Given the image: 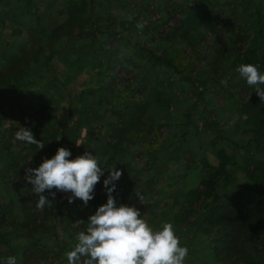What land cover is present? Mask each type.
Returning a JSON list of instances; mask_svg holds the SVG:
<instances>
[{"label": "rangeland", "instance_id": "obj_1", "mask_svg": "<svg viewBox=\"0 0 264 264\" xmlns=\"http://www.w3.org/2000/svg\"><path fill=\"white\" fill-rule=\"evenodd\" d=\"M79 3L83 39L65 27L67 8ZM200 7L209 24L185 23ZM260 15L264 0H0V264L8 256L17 264H67L64 253L86 227L74 223H87L107 203L103 181L113 167L122 172L117 206L136 207L153 228L172 223L189 249L186 264H217L195 228H180L182 195L202 191L208 164L225 162L230 181L213 194L256 208L249 174L264 141L248 143L246 102L256 94L236 68ZM20 127L45 147L15 139ZM61 147L70 159L92 152L105 174L87 206L46 190L51 204L40 210L25 169ZM198 216L189 212L181 224Z\"/></svg>", "mask_w": 264, "mask_h": 264}, {"label": "clouds", "instance_id": "obj_2", "mask_svg": "<svg viewBox=\"0 0 264 264\" xmlns=\"http://www.w3.org/2000/svg\"><path fill=\"white\" fill-rule=\"evenodd\" d=\"M142 28V24L137 25ZM239 77L249 87L255 88V94L264 103V73L253 64H241L236 68ZM15 139L43 149L45 145L34 138L30 129L20 127ZM77 145H79L77 143ZM72 153L59 148L51 159H44L38 168L25 169V181L31 185L32 193L38 196L36 207L43 210L51 204L43 195L47 190L53 197L56 192L71 193L68 202L76 199L87 206L94 199L95 186L105 174L98 158L90 151L70 159ZM103 181L107 191V203L100 206L94 215L74 223V226L86 224L76 235V243L64 253L67 264H186L189 249L181 245L172 223L165 222L159 228H153L134 206L120 204L115 197V181L122 172L113 167ZM111 185V187H109ZM55 189L56 191H52ZM136 196L143 203L144 197L135 189ZM5 264H17L15 256H8Z\"/></svg>", "mask_w": 264, "mask_h": 264}, {"label": "trees", "instance_id": "obj_3", "mask_svg": "<svg viewBox=\"0 0 264 264\" xmlns=\"http://www.w3.org/2000/svg\"><path fill=\"white\" fill-rule=\"evenodd\" d=\"M66 12L65 27L72 28L76 31L75 36L83 39L84 35L81 33L83 28L78 22L79 16L86 12L85 5L73 4L67 8ZM186 19L185 23L193 26L210 22L201 7L190 10ZM249 30L251 31L250 43L246 53L241 55L240 63H252L261 73H264V17L258 16V20L251 23ZM53 57L55 55L51 58ZM152 60L165 64L167 68H175L168 59L152 54ZM245 84L248 89L253 90L254 94L255 88L249 87L246 82ZM261 87L264 88V85ZM246 103L251 134L248 143L264 141V103L257 95L254 97L252 95ZM221 154L222 151H219L218 155L225 160L226 158ZM207 167L210 171L201 184L202 191L194 188L182 195L181 207L184 214L180 213V228H195L194 235L202 237L201 247L211 251L212 258L217 264H264V149L259 165L249 174L253 189L257 192L255 209H245L242 204L234 200L219 202L217 195L213 194L214 189L221 186L222 181L225 184L230 181V178H226L230 176L229 171L225 169V162L220 163L218 169L209 164ZM193 204H198V210L190 209ZM189 212L198 213L199 216L193 224H181L188 219Z\"/></svg>", "mask_w": 264, "mask_h": 264}]
</instances>
